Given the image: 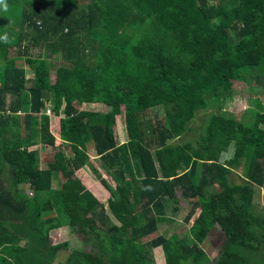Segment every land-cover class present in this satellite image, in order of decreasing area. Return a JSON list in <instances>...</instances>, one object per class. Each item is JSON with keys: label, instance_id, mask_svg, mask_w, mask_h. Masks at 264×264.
I'll list each match as a JSON object with an SVG mask.
<instances>
[{"label": "trees", "instance_id": "trees-1", "mask_svg": "<svg viewBox=\"0 0 264 264\" xmlns=\"http://www.w3.org/2000/svg\"><path fill=\"white\" fill-rule=\"evenodd\" d=\"M235 80L264 89V0H4L0 264H264V101L237 117ZM168 208L190 234L144 240Z\"/></svg>", "mask_w": 264, "mask_h": 264}, {"label": "rangeland", "instance_id": "rangeland-1", "mask_svg": "<svg viewBox=\"0 0 264 264\" xmlns=\"http://www.w3.org/2000/svg\"><path fill=\"white\" fill-rule=\"evenodd\" d=\"M17 29V28H16ZM31 28L29 27V24L26 22L23 27L21 28V33H26V35L22 38V50H26L27 52L24 53V56H36L40 53V49L38 47H28V39H29V32H30ZM13 54H15V51H12ZM20 64H22V62H19ZM24 65L27 67V64L24 63ZM28 70V76L30 77V72H29V68L27 67ZM54 73L55 70H53V77H54ZM234 85H233V97L230 99L229 105L228 107H226L229 111L234 112L235 115H237V117H242L243 115H245L247 109H249L250 107H254L255 101L254 99L257 97L261 98L264 101V89L257 87L256 85L254 86H250L249 84H247L246 82L243 81H238L235 80L233 81ZM98 98V102L102 103L101 99H100V95L97 96ZM12 100H14V98H12ZM89 109H94V110H102V111H108V107L103 105V104H99L97 106L91 107ZM151 112V111H150ZM52 113V112H51ZM255 113V109H253V112ZM156 114L154 112H151V117H155ZM162 115H158V117H161ZM254 119V116L253 118ZM117 124L115 126V133H116V139L117 141L120 143L123 140L127 139V133H126V129H125V125H124V120L122 118V116H117ZM58 140V139H57ZM61 140L60 143H53V144H48V145H41V150H42V157L40 160V167L44 168L47 167L49 160L54 159L55 155L58 153V151H61V148H64L63 145H61ZM62 152V151H61ZM90 164L92 163L94 166L92 167V165H88L87 169H88V175H89V180L91 178V182H89V185L91 186V189L96 193V187L100 188V194H102L103 191V186L100 185V180L98 178H95L98 174H101L103 178L110 180L111 177L109 176V173L100 165V163L97 161L96 159V155L94 154L93 150L90 153ZM88 180V181H89ZM100 185V186H99ZM257 188V191H259V194L256 196L257 201L259 202V199L261 198V200L264 202V186L262 187H257V186H253ZM26 188H29V184H27ZM172 207H174L175 205H171ZM181 207L183 205H180ZM264 207V206H263ZM184 209V208H183ZM264 210V209H263ZM184 210H180L177 215L180 216L181 218H183V215L181 214V212H183ZM167 216L171 217L172 220L171 221H164L162 223H159V228L158 230H156L155 232H153V234L147 236V238H145L144 240H148L151 238H155L158 235H165V236H169L171 234H176L177 237H182L185 235L190 234V229L188 226L185 225V223L176 218L175 214H173L172 212L169 211V208L167 209L166 212ZM263 216H264V211H263ZM68 226H64L59 230L56 231H52L51 232V240L54 243H59L62 242L66 239H68ZM214 231V230H213ZM210 234L209 238L205 240V244H201L200 246H203L204 249L208 252L209 256H214L217 252L216 247L218 244V238L220 237L221 233L220 231L218 232V230L214 231ZM73 245H78L77 242H73ZM79 247V246H78ZM76 247V248H78ZM219 247V246H218ZM158 255V253H157ZM157 264H163V261L161 260L160 256L158 255L157 257Z\"/></svg>", "mask_w": 264, "mask_h": 264}, {"label": "clouds", "instance_id": "clouds-1", "mask_svg": "<svg viewBox=\"0 0 264 264\" xmlns=\"http://www.w3.org/2000/svg\"><path fill=\"white\" fill-rule=\"evenodd\" d=\"M4 4V0H0V5ZM6 7V5H5Z\"/></svg>", "mask_w": 264, "mask_h": 264}]
</instances>
